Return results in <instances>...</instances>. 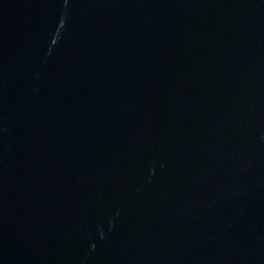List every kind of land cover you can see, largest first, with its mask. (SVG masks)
<instances>
[{
    "label": "water",
    "instance_id": "water-1",
    "mask_svg": "<svg viewBox=\"0 0 264 264\" xmlns=\"http://www.w3.org/2000/svg\"><path fill=\"white\" fill-rule=\"evenodd\" d=\"M0 264H264V0H0Z\"/></svg>",
    "mask_w": 264,
    "mask_h": 264
}]
</instances>
